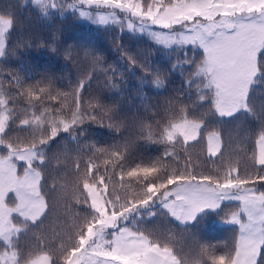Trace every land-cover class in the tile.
Here are the masks:
<instances>
[{
  "label": "snow or ice",
  "instance_id": "snow-or-ice-1",
  "mask_svg": "<svg viewBox=\"0 0 264 264\" xmlns=\"http://www.w3.org/2000/svg\"><path fill=\"white\" fill-rule=\"evenodd\" d=\"M29 3L43 17L72 11L142 35L169 53V66H155L118 38L116 65L86 51L89 69L67 91L47 78L29 84L30 72L6 74L8 61L33 46L30 37L12 39L23 31L16 8ZM180 68L190 77L163 106L142 94L150 123L120 119L89 93L100 77L118 92L136 69L142 84L165 89ZM250 119L259 121L261 145L251 155L242 147L247 129L239 131ZM89 122L119 135L98 146L86 137ZM149 146L159 155H138ZM61 211L63 226L53 232ZM211 215L234 226L219 251L194 235V247L178 244L177 234ZM0 242V264H264V0L0 6Z\"/></svg>",
  "mask_w": 264,
  "mask_h": 264
},
{
  "label": "trees",
  "instance_id": "trees-1",
  "mask_svg": "<svg viewBox=\"0 0 264 264\" xmlns=\"http://www.w3.org/2000/svg\"><path fill=\"white\" fill-rule=\"evenodd\" d=\"M17 3L18 0H0V6ZM16 12L18 21L22 22L23 31L17 28L12 32V39L15 40L21 35L30 37L33 46L26 49L21 48L8 61L5 72L6 74L8 71L18 72L25 78L30 72L33 79L28 80L29 84L44 81L47 78L54 82L55 89L67 91L69 82L74 86L77 79L82 78V73L89 69V60L85 56L86 51L102 57L106 65H116L120 56L117 48L118 38L119 43L125 48L148 56L155 66L161 68L169 66V53L165 50L158 51L159 46H155L142 35H134L127 31L118 32L115 26L106 28L85 25L71 13H65L63 16L52 13L50 17H43L39 9L31 3L27 6H18ZM53 40L54 44H52ZM66 52H70L71 55L67 56ZM149 52H151L150 55ZM172 55L178 57L179 53ZM143 75L140 69L130 71L125 76V83L121 85L118 92L108 89L104 78L100 77L91 82L89 93L101 99L109 107H115L120 114V119L130 121L137 118L150 123L151 121L145 117L141 107L142 94L149 98L151 104L163 106L168 99L176 96L177 90L184 86L183 82L190 77V73L180 68L175 73L169 74L166 78L165 89H156L151 85L142 84ZM110 122L104 121L105 124ZM86 127L89 128L86 134L87 139L98 146L113 143L115 135H119L112 134L111 129L95 122H89ZM244 128L247 129L249 139L242 147L251 155L255 152V140L259 137V121L250 119L246 125L240 127L239 131H243ZM123 131L124 129H121V132ZM233 135L235 136L236 133L234 132ZM154 147L159 146H149L147 149L138 147V155L142 158L159 155L154 151ZM69 167L71 168V165ZM62 217V211L53 217L49 225L53 232L63 226ZM159 224L161 227L168 226L164 221H160ZM233 227L225 224L219 217L211 215L195 225L191 233L177 234L176 239L178 244L191 248L194 247L192 239L194 235L195 239L200 242L217 245V251H219L220 245L231 238ZM192 255L195 258V252Z\"/></svg>",
  "mask_w": 264,
  "mask_h": 264
},
{
  "label": "rangeland",
  "instance_id": "rangeland-1",
  "mask_svg": "<svg viewBox=\"0 0 264 264\" xmlns=\"http://www.w3.org/2000/svg\"><path fill=\"white\" fill-rule=\"evenodd\" d=\"M35 7H36V6H35ZM36 8H37V7H36ZM52 13H56V12L53 11ZM65 13H71V14H74V15L78 18V14H77V13H74V12H72V11H66ZM78 20H79L80 22H82L83 24H85V25L99 26V25H96V24H94V23H92V22L86 20V19L78 18ZM125 31H126V30H125ZM258 139H259V137L256 138V140H255V144H254V147H255V153H257V154L259 153V151H260V149H261V145L258 143Z\"/></svg>",
  "mask_w": 264,
  "mask_h": 264
}]
</instances>
